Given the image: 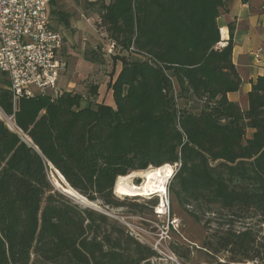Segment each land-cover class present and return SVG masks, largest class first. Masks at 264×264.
Listing matches in <instances>:
<instances>
[{
  "label": "trees",
  "instance_id": "1",
  "mask_svg": "<svg viewBox=\"0 0 264 264\" xmlns=\"http://www.w3.org/2000/svg\"><path fill=\"white\" fill-rule=\"evenodd\" d=\"M234 1L89 4L120 56L109 84L115 107L98 102V85L16 108L0 89V110L28 140L0 118V264H156L154 249L56 191L49 172L91 203L119 209L132 200L115 195L119 177L165 165H179L169 192L204 224L203 249L215 264H264V77L248 108L231 102L242 87L233 34L218 48V19Z\"/></svg>",
  "mask_w": 264,
  "mask_h": 264
},
{
  "label": "crops",
  "instance_id": "2",
  "mask_svg": "<svg viewBox=\"0 0 264 264\" xmlns=\"http://www.w3.org/2000/svg\"><path fill=\"white\" fill-rule=\"evenodd\" d=\"M103 2L111 4L112 0H51L48 15L54 30L64 38V47L60 60L64 65L60 85L66 84V76L71 75L67 82V92H78V82L73 77L76 67L82 62L90 64L87 55L90 52L105 53L108 41L98 29L99 15L97 8L89 6L91 3ZM221 31V41H230L233 34L232 60L242 79L241 90L228 95L231 102L248 108V94L259 78L264 77V0H249L232 2L227 11H223L218 19ZM106 44V46L104 45ZM90 51V52H88ZM136 55L131 59L135 60ZM73 61L74 68L71 67ZM76 62V64H74ZM83 65V64H82ZM87 67L88 65H84ZM122 70V66L120 71ZM9 87V80L5 77ZM98 102L103 103L104 85L99 84ZM62 92V89H59ZM107 102L112 106L113 92L106 89Z\"/></svg>",
  "mask_w": 264,
  "mask_h": 264
},
{
  "label": "rangeland",
  "instance_id": "3",
  "mask_svg": "<svg viewBox=\"0 0 264 264\" xmlns=\"http://www.w3.org/2000/svg\"><path fill=\"white\" fill-rule=\"evenodd\" d=\"M104 45L106 46V44ZM119 53L120 52L118 51L117 55H119ZM87 57L89 59L95 58L97 62L90 61V64L82 62L83 65L81 64L76 67L75 71L78 72L73 74V77L78 82V92L74 93L87 94L91 87L102 84L105 87L102 101L106 103L108 101L106 89H109V84L114 83L117 76L121 72L120 69L122 64L117 60L120 56H111L106 52H102L101 54H98L97 52H90ZM134 58L138 61L145 60L137 55ZM74 64H76V62ZM84 65L88 66L85 67ZM74 66L75 65H73L72 61L71 67L74 68ZM70 78H72L71 75L66 76V84H63V88H61L59 80L58 88L65 91L68 85L67 82H69L68 80ZM7 85L8 83L6 78L0 74V89L5 88ZM33 91L36 94H39L37 90ZM54 94L55 93H51V95ZM191 105L194 108H200L197 103ZM112 106L115 107L114 100ZM179 106L182 108L185 107V102L183 100H179ZM3 121L7 125V122L5 120ZM13 131L19 133L24 140H27V138L17 128H14ZM54 176L55 175L52 169L49 172V178L55 190L60 193H64L62 189H59L54 185ZM172 179L167 185V198H169L171 203L170 218H159L156 215V208L159 206L161 201V199L157 196L147 197L139 193H130L124 196H119L115 193L120 201H123L125 197H129L132 200L127 202V206L119 209L103 207L100 202L96 204L100 208V213H103L110 217L113 221L118 222L129 232V234H132L134 238L154 249L160 255L159 259L154 260L156 264H215L216 259L203 249L207 237L204 224L198 223L193 217L183 211L179 207L178 203L173 199L172 194L169 192ZM139 181H142V179L138 178L133 180L136 185L141 184ZM144 199H157L158 205L151 208L150 203ZM72 200L77 204H80L76 200ZM80 205L84 206L82 204ZM176 223L179 225L178 227L175 226ZM217 226V224H214L213 229ZM209 233H212V231H209Z\"/></svg>",
  "mask_w": 264,
  "mask_h": 264
},
{
  "label": "built area",
  "instance_id": "4",
  "mask_svg": "<svg viewBox=\"0 0 264 264\" xmlns=\"http://www.w3.org/2000/svg\"><path fill=\"white\" fill-rule=\"evenodd\" d=\"M50 3L51 0H0V74L9 80L7 90L15 108L24 98L60 94L64 38L52 27L48 15ZM226 46L227 41L218 44L220 49ZM115 52V44L109 43L106 53L112 56ZM174 169L177 172L179 165ZM164 198V212L156 208V215L170 218L171 203L167 194ZM161 202L162 198L160 205Z\"/></svg>",
  "mask_w": 264,
  "mask_h": 264
},
{
  "label": "bare ground",
  "instance_id": "5",
  "mask_svg": "<svg viewBox=\"0 0 264 264\" xmlns=\"http://www.w3.org/2000/svg\"><path fill=\"white\" fill-rule=\"evenodd\" d=\"M0 117L7 122L8 127L13 130L16 127L15 121L7 117L0 110ZM53 169V168H52ZM54 172V185L59 189H62L65 194L71 196L78 203L82 205H88L91 207L97 206L95 203H91L87 199H83L82 196L72 189L67 183L55 172ZM175 175V170L171 165H165L160 168H151L147 171L134 172L125 177H119L115 186V193L119 196H124L130 193H139L143 196H157L160 199L162 198L161 205L157 207V210L160 213L164 212L165 198L164 196L167 194V185L169 181ZM142 179V183L140 185L134 184L133 180Z\"/></svg>",
  "mask_w": 264,
  "mask_h": 264
},
{
  "label": "water",
  "instance_id": "6",
  "mask_svg": "<svg viewBox=\"0 0 264 264\" xmlns=\"http://www.w3.org/2000/svg\"><path fill=\"white\" fill-rule=\"evenodd\" d=\"M10 129V128H9ZM55 172L67 183V181L65 180V178L60 174V172L59 171H57L56 169H55ZM139 182H141L142 183V181H139ZM67 185L68 186H70L68 183H67ZM71 187V186H70ZM63 194H65V193H63ZM65 195H67V194H65ZM68 197H70V198H72L71 196H69V195H67ZM82 198L83 199H85L86 200V198L85 197H83L82 196ZM73 199V198H72ZM75 200V199H74ZM84 206H86V207H88V208H91V209H94V210H96V211H98V212H100V208L98 207V206H95V207H91V206H88V205H84Z\"/></svg>",
  "mask_w": 264,
  "mask_h": 264
}]
</instances>
